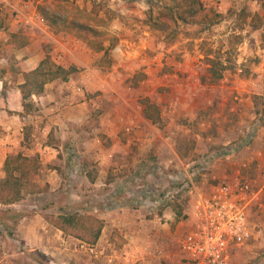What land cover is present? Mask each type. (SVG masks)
I'll list each match as a JSON object with an SVG mask.
<instances>
[{"label":"rangeland","instance_id":"rangeland-1","mask_svg":"<svg viewBox=\"0 0 264 264\" xmlns=\"http://www.w3.org/2000/svg\"><path fill=\"white\" fill-rule=\"evenodd\" d=\"M39 1L42 14L44 10L59 13L58 21L47 18L55 32H64L69 39L78 34L77 40L95 50L90 71H115V77L108 80L109 92L96 89L89 93V98L101 96V105L91 110L83 125V140L80 134L72 139L55 131L46 136L47 144L61 146V152L55 153L57 159L48 162L58 169V188L40 181V171L22 200L0 204V264H113L107 256L116 258L119 247L129 240L120 230L103 231L98 242L106 253L100 257L87 253L80 246L82 239L63 230L68 246L60 258L50 247H36L30 241L33 237L15 234L25 217L38 212L54 228L52 220L60 215L79 212L100 216L112 209H128L144 219L170 225L171 243L158 242L165 250L159 262L188 264L181 246L189 223L187 200L173 194L165 197V191L183 189L179 185L174 190L175 177L182 176L180 158L189 172H198L205 186L214 175L231 174L238 168L264 184V0H201L194 15L189 0ZM3 4L0 2V8ZM95 6L102 8L99 14L94 12ZM23 39L20 36L16 42L22 44ZM90 40L96 43L94 47ZM101 43L104 50L99 51L95 47ZM9 44H0V59L3 54L11 55ZM45 51L53 60L59 58L52 43L45 44ZM5 82L0 83L2 102L7 94ZM111 94L114 96L108 97ZM145 100L157 105L160 122L146 117ZM35 111L36 106L29 112ZM108 113L125 118L119 124L116 143L97 129ZM131 115L140 126L127 131L133 122L126 117ZM3 131L1 128L0 136ZM35 131L33 119H29L21 134V152L35 147ZM97 136L104 147L116 148L105 169L103 158L94 151L103 148L94 141ZM225 144L237 149V156L214 159V153ZM245 162L248 166H240ZM255 219L259 224L256 237L236 253L234 264H253L254 255H260L256 264H264V221L260 213ZM180 222L181 234L175 233ZM160 230L165 233L167 229ZM54 232L61 234L54 228V237ZM115 245L117 249H113Z\"/></svg>","mask_w":264,"mask_h":264},{"label":"crops","instance_id":"crops-1","mask_svg":"<svg viewBox=\"0 0 264 264\" xmlns=\"http://www.w3.org/2000/svg\"><path fill=\"white\" fill-rule=\"evenodd\" d=\"M0 2L4 3L0 8V16H2L0 19V44L7 45L10 42L9 51L11 54L9 57L3 54L0 59V83L6 84L5 81H7L8 84L7 94L3 102L0 101V125L4 130L3 136H0V180L6 176L5 162L7 157L23 151L22 141L24 138L21 134L27 126L28 120L33 119L37 130L34 134L36 137L34 144L36 145L28 149L25 154L33 157L40 155L43 166L39 180L49 182L52 188L56 190L58 177L55 173L58 169L54 166L50 167L48 162L52 163L57 159L58 155L56 156L55 153L61 152V146L47 144L46 136L55 131L60 135L70 136L72 139L80 134L81 140H83L85 136L83 125L89 121L91 110L101 105L99 100L101 96L89 98V93L96 89L109 92L111 83L108 80L115 77V71L107 74H102L98 68L90 71L96 56L95 50L88 44L77 40L79 39L77 35L69 39L70 37H66L64 32H55V29L47 23L45 16L38 9L39 0H0ZM15 35L24 36V43L18 44L16 42L18 37L15 38ZM51 43L52 47L60 54L57 59L58 63L66 65L72 62L80 70L72 75L69 81L57 79L48 83L42 94L34 95L33 101L36 111L32 113L25 110L20 88V85L25 82V74L16 72L14 64L17 61H22L21 64L27 65L30 69H36L46 57L45 44ZM4 60L7 61L6 65L1 64ZM113 96L114 94L108 95V97ZM123 99L129 104L128 100ZM130 114L133 113L130 112ZM142 116L144 120L149 122V119H146L144 115ZM123 120L125 118L120 113L105 114L97 129L111 137L116 143L120 130L119 124ZM126 120L133 122L131 126L128 125L126 128L130 126L134 129L140 126L139 120L132 115L126 117ZM85 139L87 140V138ZM94 141L103 147L94 151L98 158H103L101 163L104 164L103 168L105 169V166L110 164L108 162L116 148L104 147L100 136L94 138ZM87 144L90 145L91 142L87 140ZM225 173L226 171L221 175ZM105 183L106 181L102 182V184ZM260 215L261 220L264 221V211ZM100 217L106 221L104 232L106 230L109 233L120 230L125 233L126 237H129V240L119 247L120 253L117 254V257L107 256V261L112 259L113 264H160L159 260L161 261L163 256L161 254L165 253V250L160 247L158 242L171 243L170 231L168 230L170 225L161 224L159 220L144 219L139 213H134L128 209H112L110 212L100 214ZM182 226L181 222L178 223L175 233L181 234ZM160 227L167 229L166 232H162ZM54 228L61 234L54 232V237L51 234ZM54 228L38 212L25 217L19 228L15 229V234L20 235L19 232H21V235L27 234L28 237H33L30 241L37 244L36 247H50L52 254H56L60 258L63 255L61 252L67 250L68 236L62 235L64 232L58 227ZM28 237L27 240H29ZM114 243H109V246L114 245ZM113 249H117L116 245ZM102 264L108 263L104 261Z\"/></svg>","mask_w":264,"mask_h":264},{"label":"built area","instance_id":"built-area-1","mask_svg":"<svg viewBox=\"0 0 264 264\" xmlns=\"http://www.w3.org/2000/svg\"><path fill=\"white\" fill-rule=\"evenodd\" d=\"M117 49L122 50L121 47ZM126 129L131 131L130 126ZM236 151L237 149L225 144L213 157L221 159L223 156L230 160L237 156ZM179 162L183 169L182 176L175 177L174 190L179 185L183 189L176 193L165 191V197L173 194L187 200L186 214L189 216V223L181 237L186 262L234 264L236 253L250 244L258 232L259 224L255 217L257 212L261 214L264 211V184H259L258 178L247 175L244 168H238L231 174L214 175L212 182L208 179L210 185L205 186L198 179L200 175L196 170L189 172L181 158ZM240 166H248V163ZM203 175L201 173L202 177ZM80 246L97 257L106 253L99 242L82 240ZM258 258L260 255H254L250 262L256 264Z\"/></svg>","mask_w":264,"mask_h":264},{"label":"trees","instance_id":"trees-1","mask_svg":"<svg viewBox=\"0 0 264 264\" xmlns=\"http://www.w3.org/2000/svg\"><path fill=\"white\" fill-rule=\"evenodd\" d=\"M189 1L191 4V15H194L201 5V0ZM96 6L94 7V12L99 14L102 8ZM43 13L46 20L50 17H56V21L60 20L58 12L54 13V15L57 16L52 15V13L47 10H44ZM215 15L217 16L219 13L217 12ZM161 25L164 27L166 26L165 23ZM81 26L84 27L83 24ZM16 37H18V35H15V38ZM88 43H92V47L96 44L91 42V40L88 41ZM95 48L99 49V51L104 50V44L101 43L99 47ZM21 62L22 61L15 62L14 67L16 72H23L25 74V82L20 85V88L23 94V103L26 111H31L35 107V102L33 101L34 95L42 94L48 83L57 79L69 81L71 76L80 70L74 63L70 62L66 65L58 63L53 60L50 55H47L36 69H30L27 65L21 64ZM143 103L146 105V117L154 122H160L162 117L157 105L149 100H145ZM41 168L42 163L39 156L33 157L23 152L9 155L5 162L6 176L4 179L0 180V204L12 205L22 200L26 188L35 183V178L40 173ZM180 213H182V211H180ZM52 222L66 234L93 243H97L100 240L106 226L105 219L100 216L79 212L60 215L57 219L52 220Z\"/></svg>","mask_w":264,"mask_h":264}]
</instances>
